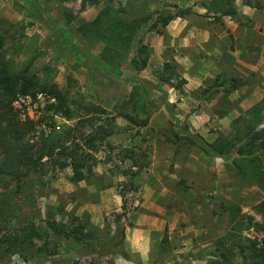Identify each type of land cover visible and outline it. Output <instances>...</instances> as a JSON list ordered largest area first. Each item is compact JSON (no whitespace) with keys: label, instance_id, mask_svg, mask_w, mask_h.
I'll use <instances>...</instances> for the list:
<instances>
[{"label":"rangeland","instance_id":"rangeland-1","mask_svg":"<svg viewBox=\"0 0 264 264\" xmlns=\"http://www.w3.org/2000/svg\"><path fill=\"white\" fill-rule=\"evenodd\" d=\"M108 7L140 23L136 52H122L112 71L97 63L112 45L80 31ZM263 10L264 0H0L1 59L33 82L2 119L0 168L22 146L9 142L22 131L31 146L71 131L79 154L96 161L86 188L71 168L48 164L21 183L0 182V237L34 225L43 235L48 220L69 226L73 216L94 235L80 244L49 240L58 254L47 257L36 253L45 240L34 239L21 247L27 260L20 244H3L0 264H255L253 248H264ZM165 15L177 18L164 28ZM221 52L251 62L196 76ZM134 58L148 66L137 70ZM189 59L195 66L183 64ZM197 136L219 154L203 151Z\"/></svg>","mask_w":264,"mask_h":264},{"label":"trees","instance_id":"trees-1","mask_svg":"<svg viewBox=\"0 0 264 264\" xmlns=\"http://www.w3.org/2000/svg\"><path fill=\"white\" fill-rule=\"evenodd\" d=\"M110 8L111 7H108L104 14L100 15L95 21L84 24L80 31L83 37L90 39V36L95 35L98 36L99 39L101 38L112 45L111 48L107 49V55L102 54L97 58L98 64H101L107 70L112 71L117 64L123 61L124 58H122V52H136L137 45L135 43L133 44L132 41L135 32L139 29L140 23L138 21L126 23L120 19H116L115 17H112V14L115 12ZM67 15L68 18H70V14ZM176 18L177 16L175 15L161 16L159 18V23L165 28ZM107 24H109V26L104 28ZM118 40H120V42ZM119 44H121V46H119ZM3 48V41L0 40V141L2 140V119L8 114L10 115L9 107L12 101L18 92L29 94L33 85L32 80L26 76L28 71L25 75L15 77L14 73L9 70L7 63L1 59V50ZM145 49L146 48L143 47L138 50V53L143 54ZM132 63L137 70H143L148 66V58L142 59L141 63L134 58L132 59ZM166 68H170V65L167 64ZM21 82L24 83L21 85ZM237 88L238 85L233 84L232 89L236 90ZM5 109H8L9 112ZM61 109H63L62 105L57 108V112H60ZM64 116L68 120H72L73 118L71 111H65ZM123 118L129 120L131 123L136 122V119L129 115L124 116ZM148 124L149 122L146 120L141 123V126L146 127ZM26 134V131H22V133H17L9 139V142L14 139L15 143H21L22 146L18 149L16 148L14 152H7V155L5 156V164L0 168V182L12 179L13 181H17V183H21L25 177L29 176L31 173H38L46 164L59 171L71 168L73 172L72 181L76 183L83 182L93 175V168L96 165V161L90 155L79 154L81 149L76 141L72 139L73 132H55L48 137H44L40 142V145L38 144L37 146H31L29 143L25 142ZM17 135L19 136L17 137ZM195 138L198 139L199 146H201L203 151L208 154H219L218 151H216V148L204 141L203 138L200 136ZM255 138H263L262 132L257 133ZM97 139L98 137H89L86 142L90 148H94ZM68 143L73 146L68 147ZM261 147L264 149V143L261 144ZM262 148L259 147L261 150ZM251 153L254 154L253 152ZM45 160L46 162H44ZM251 176H253V173ZM256 176L261 178L258 173H255V177ZM123 210L125 213V204ZM46 225L47 230L43 235L39 233L35 225L27 230V232L24 231L20 233L14 239L3 235V237H0V246L3 244H10L11 246H14L17 243L20 244V254L25 260H27L28 254H24L25 249L21 247L28 242H30V245H33L34 239L45 240V245L38 248L36 253L47 257L58 254L57 246L52 249L48 247L49 240L68 238L80 244L88 243L94 237L92 233L86 231L87 223L79 217L73 216L69 226L54 219L48 220ZM1 228L0 225V230ZM123 236H125V231L123 232ZM121 254L124 255L122 252ZM241 254L245 261H247L248 257L246 249L242 248ZM222 256L225 258L224 254ZM251 259L255 264H264V248L258 250L254 247Z\"/></svg>","mask_w":264,"mask_h":264},{"label":"crops","instance_id":"crops-1","mask_svg":"<svg viewBox=\"0 0 264 264\" xmlns=\"http://www.w3.org/2000/svg\"><path fill=\"white\" fill-rule=\"evenodd\" d=\"M245 12H246V10H244V14H246ZM252 14L256 15V13H254V12ZM261 16H262V18H264L263 17L264 16V10H263V13H262ZM209 41L211 42L210 45L212 46V38L211 37L210 38L207 37V39H204V42L207 43V44H208ZM250 45H252V43H250L247 46H250ZM223 56H224V53H222V52H221V56L214 55L213 60L210 61V64H211L210 67L207 66V68H204L205 70L207 69L208 73L207 72H204V69L202 68L201 69L202 70V73H199L196 76H198L202 80H205L206 81L207 79H211L210 77L215 78L214 76H212V73L211 72H213V74H215V76H217V74H221L222 73L221 70H219V68H217L218 64L221 65L222 62H223V64L224 63H227L228 65L233 64V66L231 68L232 71H234L235 69H237L239 67L245 66L246 64H248L247 62H251V61H247L246 62L244 59H241L238 54H234L233 55L234 58H235V60H232V61H229V60L225 59ZM182 62H184L183 64L187 65L188 68H191L192 66H195L194 60H190L189 59V60L182 61ZM251 65H252V63L250 64V67H251ZM252 104H255V103H252ZM148 172L151 173V170H148L147 169V173ZM145 175H146V173H145ZM78 186H80V188H86V187H88V185H87L86 182L79 183ZM145 241H147V244H148V242L150 241V236H147L146 239H145Z\"/></svg>","mask_w":264,"mask_h":264}]
</instances>
